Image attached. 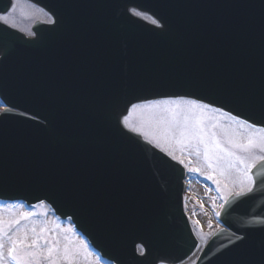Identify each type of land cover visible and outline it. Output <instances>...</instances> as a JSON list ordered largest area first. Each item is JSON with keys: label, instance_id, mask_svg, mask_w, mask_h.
<instances>
[{"label": "water", "instance_id": "water-1", "mask_svg": "<svg viewBox=\"0 0 264 264\" xmlns=\"http://www.w3.org/2000/svg\"><path fill=\"white\" fill-rule=\"evenodd\" d=\"M28 1L55 22L33 39L0 24V100L15 111L0 116V200L46 202L109 263H182L198 246L184 171L122 120L185 98L264 128V0ZM252 175L196 264H264V162Z\"/></svg>", "mask_w": 264, "mask_h": 264}, {"label": "snow or ice", "instance_id": "snow-or-ice-1", "mask_svg": "<svg viewBox=\"0 0 264 264\" xmlns=\"http://www.w3.org/2000/svg\"><path fill=\"white\" fill-rule=\"evenodd\" d=\"M135 14L140 15L138 12ZM153 23L157 22L153 20ZM138 107L159 110L155 116L159 138L153 134V139H157V147L160 146L159 139L165 142L174 141L182 150L184 147H193L197 156H203L209 169L218 170L221 176H230L232 172L239 174L240 178L236 181L239 183L236 197L253 191L255 178L252 170L257 162L264 161V128L256 129L253 124L233 117L237 129L244 130L245 134L241 136L239 131H236L232 135L221 137L212 130L217 125L207 123L206 113L210 108L208 104L196 101H164ZM124 123L131 131L138 132L149 140L148 132L131 127L127 119ZM172 158L175 159V156ZM179 162L184 163L183 160ZM189 170L200 171L199 168ZM208 179L214 177L209 175ZM215 182L220 184V180ZM224 191V202L228 203V197L232 195V188L228 183L224 184ZM216 215L219 216L220 213L217 212ZM21 219L28 221L29 215L23 214L17 219L7 221L0 216V264H59L61 260L72 264L75 254L67 246L61 248L58 239L51 242L45 235V228L38 232L34 226L29 228L28 224L21 225Z\"/></svg>", "mask_w": 264, "mask_h": 264}, {"label": "rangeland", "instance_id": "rangeland-1", "mask_svg": "<svg viewBox=\"0 0 264 264\" xmlns=\"http://www.w3.org/2000/svg\"><path fill=\"white\" fill-rule=\"evenodd\" d=\"M25 5L20 0H14V7L12 10L5 16L0 17L2 22L7 21L6 23L19 31L25 33L27 36H30V25L36 21L37 19L43 18V15L38 14L35 15L31 11H29ZM30 8V7H29ZM31 9V8H30ZM25 10L32 13V15H26ZM33 10V9H32ZM34 11V10H33ZM35 12V11H34ZM19 17H23L24 20L19 21ZM30 18V19H28ZM170 102H186V100H168ZM164 102V101H161ZM154 104V103H152ZM150 105V104H147ZM144 106V105H141ZM158 109L149 110L147 108L141 107H133L128 117V124L133 128H140L145 132L149 133V140H146L143 135L144 140L152 144L154 147L160 149L164 153H171V156H175V160H183L185 163L183 165H188L187 162L190 163L191 168H199L200 171L195 174L209 183L210 187H213L214 184L212 181L208 179L209 175H212L215 180H220V184H217L218 189V199L217 201L223 200L225 196L224 184L228 183L229 187L232 188V194L239 190V183L236 182L239 180V174L236 172H232L230 176H221L218 170L209 169L203 160V156H197L195 149L193 147H184L183 150L181 146L174 141L165 142L163 139H159L160 146L157 147V139L159 138L158 125L155 120L156 113ZM207 123L209 125L216 124L217 127L212 129L221 137L227 135H232L234 132L239 131L240 135H244V130L237 129V125L234 120L223 117L222 115L216 114V112L209 109L208 113H206ZM125 125V123H124ZM127 129L130 130L128 126L125 125ZM138 133V132H136ZM139 134V133H138ZM153 134L157 137V139H153ZM261 161L257 162L260 163ZM185 165V166H186ZM236 182V183H233ZM212 208L214 213L217 209L215 202L212 203ZM23 214L29 215V220L25 221L21 219V225L28 224L29 228L34 226L39 232L41 228L47 229L45 235L49 238L51 242H55V240H59L60 247L63 248L67 246L70 251H72L74 255V259L72 264H102L99 257L90 249L87 242H85L71 227V224L66 222L63 223L59 219H57L54 214L47 208L39 206L37 210L33 211H25V208H22L19 205H8V206H0V216L7 221L10 219H17ZM202 238V237H201ZM204 245V241L201 242V246ZM195 258L188 264H194ZM59 264H68V261L61 260Z\"/></svg>", "mask_w": 264, "mask_h": 264}, {"label": "bare ground", "instance_id": "bare-ground-1", "mask_svg": "<svg viewBox=\"0 0 264 264\" xmlns=\"http://www.w3.org/2000/svg\"><path fill=\"white\" fill-rule=\"evenodd\" d=\"M204 225V224H203ZM196 257V254L194 253L187 261L186 263H182V264H188L191 263V261Z\"/></svg>", "mask_w": 264, "mask_h": 264}]
</instances>
